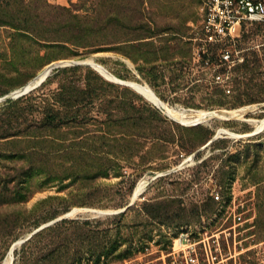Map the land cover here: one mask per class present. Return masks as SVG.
Listing matches in <instances>:
<instances>
[{"label":"rangeland","instance_id":"1","mask_svg":"<svg viewBox=\"0 0 264 264\" xmlns=\"http://www.w3.org/2000/svg\"><path fill=\"white\" fill-rule=\"evenodd\" d=\"M44 3L91 13L95 27L106 22L114 43L105 50L63 42L39 48L26 38L16 39L17 29L0 22V71L9 76L0 91L21 88L52 62L88 58L111 76L80 66L115 87L94 104L78 105L97 122L83 129L86 134L70 151L42 162L44 172H28V159L0 157V264L37 220L66 213L80 221L103 218L133 198L122 232L133 231L137 223L145 245L115 264H185L173 252L182 232L203 239L196 245L199 264H264V126L256 130L264 118V25L243 28L235 45L241 59L230 68L227 92L194 55L203 0H0V17L41 15ZM129 81L148 85L173 108L255 107L245 119L182 125ZM104 102H110L106 112ZM5 131L0 129V155L19 148L18 136L3 137L15 132ZM214 136L219 141L206 145ZM233 154L237 157L228 159ZM142 202L153 204L158 217L138 215L135 203ZM81 251L90 253L87 247ZM12 258L11 264L14 251Z\"/></svg>","mask_w":264,"mask_h":264},{"label":"trees","instance_id":"2","mask_svg":"<svg viewBox=\"0 0 264 264\" xmlns=\"http://www.w3.org/2000/svg\"><path fill=\"white\" fill-rule=\"evenodd\" d=\"M43 7L41 15L34 14L29 18L16 16L11 19H5L2 15L0 22L17 29L13 34L16 39L26 38L39 48L63 42L88 47L90 50H105L114 43L106 22L95 27L96 21L91 13L79 14L72 6L49 3H44ZM39 48L36 51H40ZM241 68L249 70L248 64H243ZM8 82V73L0 71V86ZM54 82L55 87L49 88ZM112 87H115L113 83L107 82L88 67L73 65L53 70L40 86L29 93L4 100L0 104V129L5 132L13 130L14 134L3 137L18 136L15 143L19 148L10 153H2L0 157L6 159L16 156L22 161L28 159V172L34 175L44 172L42 162H49L61 152L70 151L86 134L87 131L83 129L97 122L90 116L89 109L81 112L78 105L94 104L95 100L105 97ZM8 91L9 88L2 89L0 96ZM102 105V112H106L105 107H109L110 102ZM217 141L214 140L211 145ZM197 156L199 153H196ZM234 157L237 154L229 155L228 159ZM135 205L138 207V215L148 219H155L159 215L156 214L158 210L152 207L153 204L142 202ZM166 209L164 214L169 212ZM127 210L92 220L63 218L55 221L32 234L21 244L19 251L14 250L13 264L122 263L143 250L145 245L144 236H139L136 230L137 223L133 231L122 232L126 228L122 222ZM56 217L58 214H53L45 221ZM45 221H35L33 228H38ZM83 247L90 250L89 255L81 251Z\"/></svg>","mask_w":264,"mask_h":264},{"label":"built area","instance_id":"3","mask_svg":"<svg viewBox=\"0 0 264 264\" xmlns=\"http://www.w3.org/2000/svg\"><path fill=\"white\" fill-rule=\"evenodd\" d=\"M202 13L195 58L209 71L213 81L229 92L230 68L241 59L235 45L245 25H264V0H203ZM214 198L218 199V194ZM200 242L203 239L192 240L187 232H182L175 239L173 252L185 264H199L196 245Z\"/></svg>","mask_w":264,"mask_h":264},{"label":"bare ground","instance_id":"4","mask_svg":"<svg viewBox=\"0 0 264 264\" xmlns=\"http://www.w3.org/2000/svg\"><path fill=\"white\" fill-rule=\"evenodd\" d=\"M85 62H89L94 65V68L98 70L102 75L111 76V74L104 69L100 64L95 62L92 58H88L84 60ZM48 66V65H47ZM47 69L45 67L39 74L31 79L32 81L28 84L27 87L32 86L33 84L38 83L44 76V72ZM129 84L132 85L137 91H139L142 95H144L147 99L151 100L156 104L158 108L163 110L169 117H171L176 122L182 125H197L200 123H208L212 120H229V119H245V115L252 111L255 107L254 105L250 106H243L235 109H230L227 111H219V110H205V109H192V110H185L179 108H173L166 104H164L153 92V90L146 84H139L136 82H130ZM26 85V84H25ZM13 92V91H11ZM256 122L255 120H252ZM251 121V122H252ZM264 126V118L259 121L256 126V130H260ZM18 245V244H17ZM12 252L11 247L7 252L6 258L4 259L3 264H11L12 259Z\"/></svg>","mask_w":264,"mask_h":264},{"label":"water","instance_id":"5","mask_svg":"<svg viewBox=\"0 0 264 264\" xmlns=\"http://www.w3.org/2000/svg\"><path fill=\"white\" fill-rule=\"evenodd\" d=\"M73 65H91L92 67H94V65H92L91 63L89 62H85L84 60L83 61H68V60H59V61H55V62H52L50 63L48 66H47V69L45 70L44 72V76L41 80L38 81V83L36 84H33L32 86H28V84L32 81H28V83H26V85L22 86L21 88L19 89H16L14 90L13 92H10L8 94H5V95H2L0 96V101H4L6 99H15V98H18L22 95H25L27 93H29L30 91L34 90L35 88H37L38 86H40V84L42 82L45 81V79L53 72V70L57 69V68H61V67H66V66H73ZM254 133H250V134H246L245 136H250ZM216 138V136L212 137L207 143L206 145L210 144L214 139ZM205 145V146H206ZM182 165V164H181ZM157 176H159V174H157L156 176L153 177L156 178ZM148 183V182H147ZM145 189V188H144ZM135 198H133L127 205H125L124 207L122 208H119L117 210H114V211H109V212H106V214H117V213H120V212H123L125 211L130 205H132L133 203V200ZM70 215V213H66L64 214L63 216H60V217H57L56 219H54V221L50 222V223H46V224H42L40 225L38 228L34 229L32 232H30L24 239H21L19 241H17L16 243H14L12 246H11V252L13 254V251L15 250V245L16 244H21L23 243L24 241H26L32 234H34L35 232H37L38 230H40L41 228L55 222V221H58V220H61L63 218H66ZM13 259V258H12ZM12 259H11V262H12Z\"/></svg>","mask_w":264,"mask_h":264}]
</instances>
